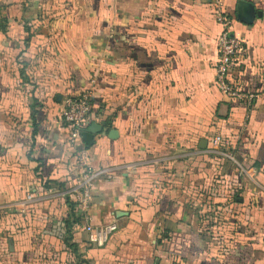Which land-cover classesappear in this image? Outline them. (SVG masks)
<instances>
[{
	"label": "crops",
	"instance_id": "obj_1",
	"mask_svg": "<svg viewBox=\"0 0 264 264\" xmlns=\"http://www.w3.org/2000/svg\"><path fill=\"white\" fill-rule=\"evenodd\" d=\"M213 2L0 0V264H264V0H219L250 100L217 89ZM84 88L93 142L72 145ZM79 146L106 171L102 246L67 193Z\"/></svg>",
	"mask_w": 264,
	"mask_h": 264
},
{
	"label": "built area",
	"instance_id": "obj_2",
	"mask_svg": "<svg viewBox=\"0 0 264 264\" xmlns=\"http://www.w3.org/2000/svg\"><path fill=\"white\" fill-rule=\"evenodd\" d=\"M214 15L220 26L216 36L217 60L214 65L215 83L217 89L231 97H241L251 99L253 94H244L240 90L231 86L229 81L230 67L235 56L241 50V39L231 31V19L223 11L219 0H214ZM1 19V15H0ZM91 109V95L87 88L81 91L68 94L61 109V115L69 127V142L73 145L81 140V132L85 127V120ZM220 137H214L213 143L218 145ZM77 175L75 183L67 190L73 203L79 208L80 220L83 229L91 236V241L96 246L104 245L117 229L114 222L94 226L91 223V200L92 191L97 177L106 172L104 169H93L90 167L87 150L84 146H79L75 152Z\"/></svg>",
	"mask_w": 264,
	"mask_h": 264
},
{
	"label": "water",
	"instance_id": "obj_3",
	"mask_svg": "<svg viewBox=\"0 0 264 264\" xmlns=\"http://www.w3.org/2000/svg\"><path fill=\"white\" fill-rule=\"evenodd\" d=\"M93 131H94V126L88 127L81 132V138L87 145H91L93 142L92 141Z\"/></svg>",
	"mask_w": 264,
	"mask_h": 264
},
{
	"label": "trees",
	"instance_id": "obj_4",
	"mask_svg": "<svg viewBox=\"0 0 264 264\" xmlns=\"http://www.w3.org/2000/svg\"><path fill=\"white\" fill-rule=\"evenodd\" d=\"M77 221H78V218L72 217V221H66V226L70 227L72 225V223H75Z\"/></svg>",
	"mask_w": 264,
	"mask_h": 264
}]
</instances>
